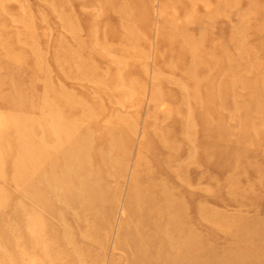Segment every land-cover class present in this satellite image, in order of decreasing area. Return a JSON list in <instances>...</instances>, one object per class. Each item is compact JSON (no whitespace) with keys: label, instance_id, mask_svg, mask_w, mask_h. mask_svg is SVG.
Listing matches in <instances>:
<instances>
[{"label":"rangeland","instance_id":"obj_1","mask_svg":"<svg viewBox=\"0 0 264 264\" xmlns=\"http://www.w3.org/2000/svg\"><path fill=\"white\" fill-rule=\"evenodd\" d=\"M0 264H264V0H0Z\"/></svg>","mask_w":264,"mask_h":264},{"label":"bare ground","instance_id":"obj_2","mask_svg":"<svg viewBox=\"0 0 264 264\" xmlns=\"http://www.w3.org/2000/svg\"><path fill=\"white\" fill-rule=\"evenodd\" d=\"M227 58H228V57H227ZM209 71H210V70H209ZM205 95H206V93H205ZM208 95H209V96H213L214 94L210 92ZM215 105H216V104H215ZM215 105H213V107H215ZM260 119H261V118H260ZM200 120L203 121V122H202L203 124L206 123V122H205L206 119H204L203 117H201ZM204 120H205V121H204ZM204 122H205V123H204ZM210 123H211V122H210ZM207 125H209V124L207 123ZM201 126H202V125H201ZM204 126H205V125H203L202 128H205V127H206V126H205V127H204ZM213 127H214V126H213V123H212V127H211V128H213ZM207 128H208V127H207ZM214 128H216V127H214ZM214 128H213V129H214ZM213 129H212V131H213ZM217 129H218V127H217ZM209 130H210V129H209ZM214 132H217V131L214 130ZM209 144H210V143H209ZM214 144H215V143H214ZM215 146H216V145H215ZM206 147H207V146H206ZM202 149H203V148H202ZM211 150H213V149H211ZM211 150H210V151H211ZM216 150H217V149H216ZM208 151H209V150H208ZM205 153H207V152H205ZM208 153H209V152H208ZM193 157H194V156H193ZM85 182H86V181H85ZM48 187H50V185H49ZM56 187H57V186H56ZM62 187H63V186H62ZM74 188H75V187H74ZM57 190H58V189H57ZM76 191H77V190H76ZM58 194H59V193H58ZM149 199H150V198H149ZM62 202H63V201H62ZM169 232H170V231H169Z\"/></svg>","mask_w":264,"mask_h":264}]
</instances>
